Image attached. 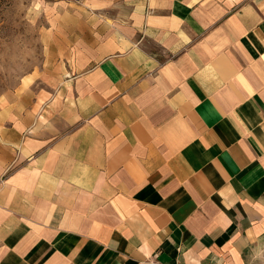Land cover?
I'll return each instance as SVG.
<instances>
[{"label": "crops", "instance_id": "crops-1", "mask_svg": "<svg viewBox=\"0 0 264 264\" xmlns=\"http://www.w3.org/2000/svg\"><path fill=\"white\" fill-rule=\"evenodd\" d=\"M65 4L0 108V264H264V0Z\"/></svg>", "mask_w": 264, "mask_h": 264}, {"label": "rangeland", "instance_id": "rangeland-1", "mask_svg": "<svg viewBox=\"0 0 264 264\" xmlns=\"http://www.w3.org/2000/svg\"><path fill=\"white\" fill-rule=\"evenodd\" d=\"M69 1L73 0H0V108L25 77L49 65L52 19L67 16Z\"/></svg>", "mask_w": 264, "mask_h": 264}]
</instances>
